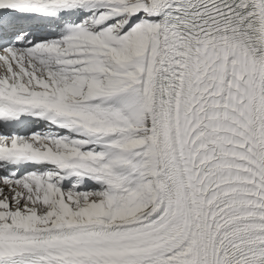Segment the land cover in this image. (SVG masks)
Wrapping results in <instances>:
<instances>
[{"label": "snow or ice", "instance_id": "1", "mask_svg": "<svg viewBox=\"0 0 264 264\" xmlns=\"http://www.w3.org/2000/svg\"><path fill=\"white\" fill-rule=\"evenodd\" d=\"M0 264H264V0H0Z\"/></svg>", "mask_w": 264, "mask_h": 264}]
</instances>
